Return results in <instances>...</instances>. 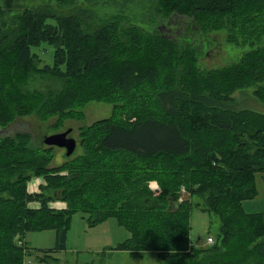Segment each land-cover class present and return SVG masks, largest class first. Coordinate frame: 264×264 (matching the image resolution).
Returning <instances> with one entry per match:
<instances>
[{"label":"trees","instance_id":"16d2710c","mask_svg":"<svg viewBox=\"0 0 264 264\" xmlns=\"http://www.w3.org/2000/svg\"><path fill=\"white\" fill-rule=\"evenodd\" d=\"M18 1L0 3V128L30 114L74 113L91 98L154 104L163 118L150 114L131 125L106 119L88 126L85 152L62 165L67 174L47 167L49 155L33 146L31 134L0 137V264H26L30 253L17 237L28 231L55 229L54 248H65L77 210L91 213L89 224L116 216L131 236L112 248L137 257L157 250L166 264H264V214L243 208L244 200L257 195L255 173L264 169V113L239 105L244 100L254 107L255 97L264 102V47L205 73L199 67L205 51L196 43L200 34L217 39L226 24L244 31L242 6L251 3L246 15H260L262 6L252 3L264 0H154L149 24L161 28L163 22L172 24L173 17L184 18L195 45L147 31L123 13L95 22L92 10L56 14L49 6H16ZM253 23L251 29L257 30ZM232 34L247 37L231 32L228 41H233ZM43 44L54 46L52 65H42L34 51ZM34 73L59 77L62 85L25 89ZM222 83L228 84L229 93L215 92ZM253 83L260 84L255 97L242 93ZM124 112L126 121L128 113L120 115ZM227 112L229 118L218 116ZM253 125L257 130H250ZM213 131L233 132V139L211 137ZM241 134L256 147H236ZM224 142L231 148L225 149ZM194 143L200 158L191 155ZM218 152H225L221 160L214 155ZM189 164L200 171L186 183L187 167H182ZM36 174L45 177L43 188L68 201L67 208L50 207L45 189L29 193L28 181ZM154 180L161 185L158 194L150 188ZM187 190L206 191L211 210L221 218L219 239L205 250L191 239L192 213L184 208ZM181 197L183 202L177 199ZM31 200H41L42 206L31 207Z\"/></svg>","mask_w":264,"mask_h":264},{"label":"rangeland","instance_id":"374dc122","mask_svg":"<svg viewBox=\"0 0 264 264\" xmlns=\"http://www.w3.org/2000/svg\"><path fill=\"white\" fill-rule=\"evenodd\" d=\"M81 1V2H79ZM154 0H19L16 6H30L37 9L45 10L46 7H51L50 11L56 14H69L78 8H84L94 11L92 19L97 22L101 17L110 16L115 13H123L132 22L144 27L147 31L155 32L158 30L165 37L176 39L182 44L192 42L195 45V34L193 32H186L185 26L187 20L181 17L171 18L172 24L163 22L161 28L159 26H152L149 24L151 20V8ZM3 3V0H0ZM259 4L263 8L260 15H246L248 6L247 3L242 6L243 12L241 13L242 21L247 24L245 30H241L238 26L226 24L221 29L217 39L213 34H200L196 36V43L203 48L204 54L199 59V67L201 71L208 73L213 68L227 67L239 62L244 54L251 49L264 47V2L252 3V6ZM234 16V15H233ZM95 17V19L93 18ZM253 21L257 22V30L251 29ZM124 25L125 23L122 22ZM185 31V32H184ZM233 33H243L247 37H239L236 39L232 34L233 41L227 40V35ZM219 40V44H218ZM34 51L42 58L43 64H53L54 46L43 44L40 48H34ZM153 62L151 59H147ZM155 63V62H154ZM193 79V75L191 76ZM62 79L50 75H43L34 73L26 82L24 88L29 90L46 89V88H60ZM193 83V80H191ZM262 84V82H261ZM215 92L229 93L227 91L228 84H221ZM260 84H251L246 86L242 93L254 96L256 89ZM238 92V91H237ZM236 92V93H237ZM235 93V92H234ZM233 93V95H234ZM235 93V94H236ZM264 95V94H263ZM255 97V96H254ZM238 96H236V99ZM256 100V101H255ZM264 100V98H263ZM127 102L124 98H107L96 99L91 98L85 101L84 104L77 107L74 113H68L61 116L54 114L49 117H38L34 114L18 117L8 127L0 128V137L8 136L16 132L31 134V141L33 146L41 147V153L47 152L49 155V168H59L55 172L67 174L69 169L62 167V165L71 158H74L85 152L83 140L87 136L85 134L88 126L95 125L103 120L110 119L115 122L132 124L141 118L154 114L157 117L163 118V114L153 105L146 106L137 105L136 103ZM254 107H249V103L241 100L239 105L243 107L253 108L256 111L264 113V102L259 101L256 97L252 101ZM199 105V104H198ZM195 104V109L198 107ZM193 109V110H195ZM67 111H70L68 109ZM128 113V120L126 119L125 112ZM196 111V110H195ZM219 117L229 118L230 113L218 115ZM248 122V120H246ZM72 129L70 135L77 139L78 144L76 152L71 157H67L66 149L48 145L44 142L46 135L53 133L63 132L67 129ZM250 130H257L253 125ZM242 131V130H240ZM233 132L218 134V131L209 132L211 137L218 135L220 138L226 136L228 140L233 139ZM195 137V132H192ZM231 135V136H230ZM199 142L205 143L206 139L198 138ZM238 142L235 146L245 149L256 147L252 142L251 137L241 134L238 137ZM225 149L231 148V144L224 142ZM199 146L197 145L192 152V157L197 155L199 158ZM226 152V151H225ZM225 152H218L214 155L220 160ZM228 153V152H226ZM212 160V159H211ZM187 167L186 183L195 178V170L200 171L198 166L189 164L182 167ZM192 167H195L194 169ZM65 169V170H63ZM63 170V171H62ZM62 171V172H61ZM155 185L150 184V188L155 194L161 191V185L158 181L154 180ZM255 182L257 188V195L253 198H248L243 201V208L246 213L263 212L264 214V169L255 173ZM202 183L201 190L204 188ZM46 184L43 175H34L28 181V191L31 194L42 192ZM185 186V184H183ZM200 184H198V187ZM51 198L47 201L48 205L55 209H65L68 207V201L61 197L54 196V190L45 189ZM189 195L188 201L184 202L185 212L192 213L191 218V239L193 243L200 250H205L212 245V240L219 239L221 229V218L216 213V210H211V197L206 191L195 192L187 190ZM186 196V195H185ZM183 202V197L177 198ZM185 199V198H184ZM30 206L38 208L42 206L41 200H31ZM91 213L88 211L77 210L73 213L71 227L67 233L66 247L56 250L54 247L57 240V232L55 229H43L28 231L25 236L20 238L18 245L25 246L26 252L30 253L27 260L30 264H166L161 258V254L157 250L144 251L137 257L132 255L127 250L114 249L118 243L124 241L131 236L130 230L123 225L116 216H109L96 224H89ZM213 242V243H214ZM184 253V252H183ZM195 251L192 250L189 254L194 255ZM162 254H164L162 252Z\"/></svg>","mask_w":264,"mask_h":264},{"label":"water","instance_id":"95a60500","mask_svg":"<svg viewBox=\"0 0 264 264\" xmlns=\"http://www.w3.org/2000/svg\"><path fill=\"white\" fill-rule=\"evenodd\" d=\"M72 129H67L63 132L53 133L46 135L44 142L48 145H55L66 149V155L71 156L77 147V139L73 136H70ZM185 196L184 198H186Z\"/></svg>","mask_w":264,"mask_h":264},{"label":"built area","instance_id":"2783aa9c","mask_svg":"<svg viewBox=\"0 0 264 264\" xmlns=\"http://www.w3.org/2000/svg\"><path fill=\"white\" fill-rule=\"evenodd\" d=\"M182 191H183V192L185 191V188H184V187L182 188ZM213 242H214V240H212V242H211V243H213Z\"/></svg>","mask_w":264,"mask_h":264},{"label":"clouds","instance_id":"9594fccd","mask_svg":"<svg viewBox=\"0 0 264 264\" xmlns=\"http://www.w3.org/2000/svg\"><path fill=\"white\" fill-rule=\"evenodd\" d=\"M151 185H155V182H150Z\"/></svg>","mask_w":264,"mask_h":264},{"label":"crops","instance_id":"0c3cea01","mask_svg":"<svg viewBox=\"0 0 264 264\" xmlns=\"http://www.w3.org/2000/svg\"><path fill=\"white\" fill-rule=\"evenodd\" d=\"M30 256V255H29ZM30 261V260H29Z\"/></svg>","mask_w":264,"mask_h":264},{"label":"flooded vegetation","instance_id":"af4514ba","mask_svg":"<svg viewBox=\"0 0 264 264\" xmlns=\"http://www.w3.org/2000/svg\"><path fill=\"white\" fill-rule=\"evenodd\" d=\"M71 136V135H70Z\"/></svg>","mask_w":264,"mask_h":264}]
</instances>
